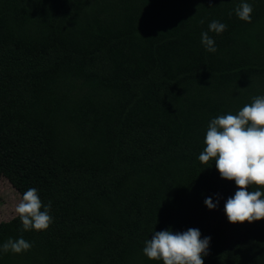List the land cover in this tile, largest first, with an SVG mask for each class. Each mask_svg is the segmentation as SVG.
<instances>
[{
	"label": "trees",
	"instance_id": "16d2710c",
	"mask_svg": "<svg viewBox=\"0 0 264 264\" xmlns=\"http://www.w3.org/2000/svg\"><path fill=\"white\" fill-rule=\"evenodd\" d=\"M256 96L264 0H0V175L54 218L0 223V245L32 244L0 264H163L145 241L189 228L211 237L204 264H264V219L230 223L237 186L199 161L210 121Z\"/></svg>",
	"mask_w": 264,
	"mask_h": 264
},
{
	"label": "clouds",
	"instance_id": "9594fccd",
	"mask_svg": "<svg viewBox=\"0 0 264 264\" xmlns=\"http://www.w3.org/2000/svg\"><path fill=\"white\" fill-rule=\"evenodd\" d=\"M253 6L242 2L235 13L242 21L251 23ZM231 15V13H229ZM203 23V20L201 21ZM209 31L223 33L227 25L213 20ZM201 43L208 52L215 53V41L208 32H202ZM206 147L199 155V161L207 164L215 161V167L222 179L234 181L237 191L227 199L224 211L230 223H252L264 219V191H249L253 185L264 188V96H256L252 103L245 104L237 114L228 113L212 119L204 139ZM205 205L217 207L212 198H206ZM52 203L41 201L36 188H29L22 194L15 206V213L22 222L23 230L45 231L54 222L50 214ZM211 237L201 239L199 229L189 228L173 233L171 229L155 231L145 241L144 255L149 260L163 261V264H204ZM32 244L24 238H9L0 245V252L21 254L30 251Z\"/></svg>",
	"mask_w": 264,
	"mask_h": 264
},
{
	"label": "rangeland",
	"instance_id": "374dc122",
	"mask_svg": "<svg viewBox=\"0 0 264 264\" xmlns=\"http://www.w3.org/2000/svg\"><path fill=\"white\" fill-rule=\"evenodd\" d=\"M20 198L8 180L0 175V223L8 222L17 216L15 206Z\"/></svg>",
	"mask_w": 264,
	"mask_h": 264
}]
</instances>
